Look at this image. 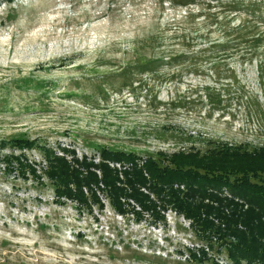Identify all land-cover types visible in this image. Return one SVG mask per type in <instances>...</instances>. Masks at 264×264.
<instances>
[{
  "label": "rangeland",
  "instance_id": "374dc122",
  "mask_svg": "<svg viewBox=\"0 0 264 264\" xmlns=\"http://www.w3.org/2000/svg\"><path fill=\"white\" fill-rule=\"evenodd\" d=\"M152 50L164 61L145 71ZM17 137L97 161L102 147H263L264 0H0V264H233L172 211L154 224L104 197L58 201ZM11 154L42 178L8 173Z\"/></svg>",
  "mask_w": 264,
  "mask_h": 264
},
{
  "label": "trees",
  "instance_id": "16d2710c",
  "mask_svg": "<svg viewBox=\"0 0 264 264\" xmlns=\"http://www.w3.org/2000/svg\"><path fill=\"white\" fill-rule=\"evenodd\" d=\"M152 53L150 59H139L145 71L164 61ZM167 58L176 61L171 53ZM8 144L20 151L41 150L43 174L58 201L66 198L82 208L103 209L104 197L120 215H133L138 222L148 215L154 224L165 223L172 211L190 222L210 250L225 254L233 264H264V146L250 151L222 144L205 153L192 149L155 156L102 147L97 161L80 159L68 149L59 155L26 137ZM4 161L8 173L42 178L25 154H11ZM190 253L194 260H209L205 248L198 250L199 257Z\"/></svg>",
  "mask_w": 264,
  "mask_h": 264
}]
</instances>
